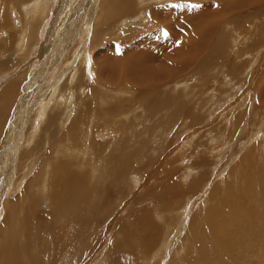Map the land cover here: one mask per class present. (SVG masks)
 Returning a JSON list of instances; mask_svg holds the SVG:
<instances>
[{
	"label": "rangeland",
	"instance_id": "1",
	"mask_svg": "<svg viewBox=\"0 0 264 264\" xmlns=\"http://www.w3.org/2000/svg\"><path fill=\"white\" fill-rule=\"evenodd\" d=\"M215 2L127 0L125 11L107 21L101 7L109 12L113 6L104 0H0V242L8 246L0 264H264V12L248 26L226 22L212 34L223 59L203 65L205 47L198 43L211 25L205 18L217 15ZM245 10L246 17L253 13ZM73 127L80 131L71 138ZM90 162L98 172L86 167ZM54 168L59 184L51 192L46 179ZM86 177L89 196L69 214L71 184ZM19 205L22 211L6 227L8 210ZM35 213L37 239L29 243L23 223L15 239L10 229L17 232L18 215L29 227ZM145 218L152 225L139 228Z\"/></svg>",
	"mask_w": 264,
	"mask_h": 264
},
{
	"label": "bare ground",
	"instance_id": "2",
	"mask_svg": "<svg viewBox=\"0 0 264 264\" xmlns=\"http://www.w3.org/2000/svg\"><path fill=\"white\" fill-rule=\"evenodd\" d=\"M127 0H104V3H102V4H105L106 6H113L112 8L111 7H109V9L111 8V10L108 12V11H106V9L102 6L101 7V13H102V15L104 16L103 18L105 19V20H109L110 19V17L112 18V20H113V17H115L116 18V16H119L120 15V10L121 9H123L124 11H125V9H126V5H125V2H126ZM132 1V0H131ZM216 2H215V6L217 7L216 8V12H217V15H212L210 12V14L212 15V16H210V17H208V18H205L206 19V22L205 23H211V25H208L205 29H204V31L203 32H201L200 33V42L198 43V45H199V47H205V49H204V51H203V53H202V55H201V57H200V61L202 62V64L204 65L205 63H206V61L208 60V59H211L212 60V63H217L219 60H220V58H221V60L223 59V56H221L222 55V52H221V49H220V47H219V41H220V39L218 38V34H217V36H215V37H213V38H211V36H212V34H214V33H216L217 31L219 32V30H223L222 29V26H225V23L226 22H242V23H244V26H248V25H250V24H252L253 22L251 21V17L252 18H254L255 16H260V12H264V0H232V1H229V0H215ZM129 2V1H128ZM206 2V1H205ZM40 4V3H39ZM131 6V5H130ZM106 8H108V7H106ZM205 8V7H204ZM247 8H252V14H250L249 16H247L246 17V14L244 13V11H246L245 9H247ZM197 9V8H196ZM207 10H209V8L207 7ZM128 11V10H127ZM203 11H205V10H203ZM235 12L236 11V13L238 14L237 16H235V18L234 19H231L232 17V12ZM251 12V11H250ZM240 13V14H239ZM244 13V15H241V14H243ZM215 14V13H214ZM201 15H203V14H201ZM206 15V14H205ZM140 16V15H139ZM208 16V15H207ZM99 17V16H98ZM206 17V16H205ZM204 18V17H203ZM247 18V19H246ZM229 19H231V20H229ZM245 19H246V21H245ZM257 19V18H256ZM186 20H190L189 19V17H187V19ZM102 21V20H101ZM198 22H200V21H198ZM199 24H201V23H199ZM203 24V23H202ZM246 24V25H245ZM196 25V24H195ZM259 27V26H258ZM190 30V29H189ZM188 31V30H187ZM260 31V30H259ZM263 32V31H262ZM261 33V32H260ZM183 34V33H182ZM191 34V33H190ZM194 34H196V33H194ZM184 35V34H183ZM198 35H199V33H198ZM226 35V34H225ZM182 36V35H181ZM193 36V35H192ZM191 36V37H192ZM197 36V35H196ZM194 37H195V35H194ZM193 38V37H192ZM192 38H190V39H192ZM196 38V37H195ZM198 39V38H197ZM174 40L175 39H173L172 41L174 42ZM179 40V39H178ZM215 40H217L216 42H218V43H215ZM183 41V40H182ZM185 38H184V43H185ZM97 42V41H96ZM153 42V41H152ZM172 42V43H173ZM261 42H262V40H259L258 41V43H259V45L261 46ZM177 43V40H175V45H177L176 44ZM183 43V42H182ZM183 43V44H184ZM187 44H184V45H186V47H188L187 45L188 44H191V42L189 41V39H188V41L186 42ZM222 43V42H221ZM170 44V43H169ZM168 44V45H169ZM223 44V43H222ZM155 45V44H154ZM165 45H166V43H165ZM183 45V46H184ZM192 45V44H191ZM190 45V46H191ZM167 46V45H166ZM194 46H195V44H194ZM168 47V46H167ZM166 47V48H167ZM175 47V46H174ZM203 47V48H204ZM151 48H154L155 49V47H151ZM183 48V47H182ZM184 48H185V46H184ZM189 48V47H188ZM191 48H193V46L191 47ZM196 48H197V46H196ZM133 49V48H132ZM158 49V48H157ZM160 49V48H159ZM178 49H179V47H178ZM198 49V48H197ZM202 49V48H201ZM173 50V48L171 49V51ZM189 51H187V52H189V54L191 55L192 54V50L191 49H188ZM200 50V49H199ZM203 50V49H202ZM130 51V50H129ZM160 51H162V50H160ZM174 51V50H173ZM176 51H178V50H176ZM195 52V51H194ZM127 53V52H126ZM164 53H165V51H164ZM178 53V52H177ZM219 53H220V56H219ZM129 54V53H128ZM133 54V53H132ZM135 54V53H134ZM133 54V55H134ZM166 54V53H165ZM164 54V55H165ZM196 54V53H195ZM226 54V53H225ZM131 55V54H130ZM187 55H188V53H187ZM200 55V54H199ZM122 56V55H121ZM125 56V55H124ZM123 56V57H124ZM163 56V55H162ZM167 56V55H166ZM172 56V55H171ZM179 56V55H178ZM112 57V56H111ZM118 57V56H117ZM129 57V56H128ZM132 57V56H131ZM169 57V56H168ZM184 57V56H183ZM186 57V56H185ZM192 57V56H191ZM122 58V57H121ZM126 58V57H125ZM130 58V57H129ZM133 58H135V56H133ZM165 57H163V59H164ZM173 58V57H172ZM117 59H119V58H117ZM141 59H143V58H141ZM168 59H170V57L168 58ZM186 59V58H185ZM194 59V58H193ZM197 59V58H196ZM112 60H114V58L112 59ZM121 60V59H120ZM127 59H125V61H126ZM135 60V59H134ZM167 60V59H166ZM171 60V59H170ZM177 60H179V59H177ZM115 61V60H114ZM182 61V60H181ZM185 60L183 59V62H184ZM104 62V61H103ZM109 62V61H108ZM117 62V61H116ZM133 62V61H132ZM232 62V61H231ZM111 64V66H112V68L113 67H115V65H114V63L115 62H110ZM112 63H113V65H112ZM119 63L121 64L122 62L121 61H119ZM126 64H127V62H125ZM131 63V62H130ZM130 63L128 62V64H129V66H130ZM137 63V62H136ZM135 63V64H136ZM163 63V62H162ZM167 62H164V65L163 66H165V64H166ZM196 63H198L197 62V60H196ZM262 63V62H261ZM109 64V63H108ZM107 64V65H108ZM127 64V65H128ZM101 65V64H100ZM103 65H106V64H103ZM109 65V66H110ZM123 65V64H122ZM126 65V66H127ZM152 65V64H151ZM185 65V64H184ZM200 65V64H199ZM131 66H134V64L133 65H131ZM155 66V65H154ZM161 66V65H160ZM118 67H119V65H118ZM120 67H121V65H120ZM136 67H138V65H136ZM139 67H140V65H139ZM144 66H141L140 67V69L142 70V69H144L143 68ZM150 67V66H149ZM179 67V66H178ZM148 68V67H147ZM165 68H166V66H165ZM105 69V71L107 72V70L109 69H107L106 70V68H104ZM111 69V68H110ZM109 69V71H111L112 73H113V71L112 70H110ZM117 69V68H116ZM132 69V68H131ZM133 69H134V67H133ZM132 69V70H133ZM168 69V68H167ZM195 69V68H194ZM208 69V68H207ZM114 71H115V69H113ZM117 70H119V69H117ZM116 70V71H117ZM135 70H139V69H135ZM146 70V69H145ZM165 70V69H164ZM169 70H170V68H169ZM193 70V69H192ZM104 71V70H103ZM104 71V72H105ZM124 71V70H123ZM123 71H122V73H123ZM148 71V70H147ZM146 71V73H148ZM152 71V70H151ZM150 71V72H151ZM179 71V70H178ZM194 71H196V70H194ZM217 71V70H216ZM99 72V77H100V72L102 73V71L100 70V71H98ZM111 72H109L110 74H111ZM160 72V71H159ZM161 72H163V70L161 71ZM186 72V71H185ZM108 73V78H110V74ZM128 74H129V72H127ZM138 73V72H137ZM137 73H134V74H137ZM165 73V72H164ZM172 73V72H171ZM197 72H195V74H196ZM202 73V72H201ZM124 74V73H123ZM144 74V73H143ZM157 74V73H156ZM167 74V73H166ZM206 74H209V72L208 73H206ZM206 74H204V75H206ZM104 75V74H103ZM114 75H115V73H114ZM118 75V74H117ZM126 75V74H125ZM131 75V74H130ZM130 75H129V77H130ZM138 75V74H137ZM141 75V74H140ZM193 75V74H192ZM198 75V74H197ZM201 75V74H200ZM194 76V75H193ZM111 77H112V75H111ZM127 77H128V75H127ZM126 77V78H127ZM128 77V78H129ZM148 77H149V75H148ZM148 77H147V79H148ZM151 77H152V75H151ZM209 77H210V75H209ZM97 78V77H96ZM107 78V79H108ZM132 78H136V77H133V75H132ZM139 78V77H138ZM162 78V77H161ZM166 78V77H165ZM168 78V77H167ZM200 78V77H199ZM203 78V77H202ZM205 78V77H204ZM100 79V78H99ZM116 79L118 80V78L117 77H115V80L114 79H112L113 81H115V82H113V83H117L116 82ZM137 79V78H136ZM153 79V78H152ZM162 79H164V78H162ZM98 80V79H97ZM101 80V79H100ZM109 80H111V79H109ZM122 80V79H121ZM126 80H129V79H126ZM130 80H131V77H130ZM141 80V79H140ZM139 80V81H140ZM168 80V79H167ZM200 80H201V78H200ZM205 80V79H204ZM125 81V80H124ZM165 81V80H164ZM206 81V80H205ZM212 81V80H211ZM108 82V81H107ZM133 82V81H132ZM148 82V81H147ZM202 82H204V81H202ZM207 82V81H206ZM122 83H123V81H122ZM217 83V82H216ZM143 84H145V83H143ZM150 84V83H149ZM161 84V83H160ZM113 85V84H112ZM118 85V84H117ZM120 85V84H119ZM132 85H134V84H132ZM136 85H138V84H136ZM114 86V85H113ZM127 86V85H126ZM139 86V85H138ZM138 86H136V87H138ZM153 87V86H152ZM120 88H122V87H120ZM126 88V87H125ZM160 88V87H159ZM136 89V88H135ZM144 89V88H143ZM158 89V88H157ZM217 90V89H216ZM124 91V90H123ZM217 91H219V90H217ZM109 92V91H108ZM129 92V91H128ZM127 92V93H128ZM220 92V91H219ZM161 93V92H160ZM215 93V92H214ZM243 93V92H242ZM104 94V93H103ZM160 95V94H159ZM159 95H157V96H159ZM212 95H213V91H212ZM215 95V94H214ZM213 95V96H214ZM218 95V94H217ZM2 96V95H1ZM7 96V95H6ZM156 96V95H155ZM216 96V95H215ZM102 97H103V95H102ZM105 97V96H104ZM259 97V96H258ZM260 97H262V96H260ZM9 98V97H8ZM108 98V97H107ZM161 98H162V96H161ZM167 98H168V96H167ZM263 98V97H262ZM4 99H6V97H4ZM153 99H155V98H153ZM172 99V98H171ZM64 100V99H63ZM150 100V99H149ZM157 100V99H156ZM197 100H198V98H197ZM213 100V99H212ZM98 102V101H97ZM162 102V101H161ZM100 103H102V102H100ZM155 103V102H154ZM197 103V102H196ZM199 103V102H198ZM197 103V104H198ZM202 103V102H201ZM260 103V102H259ZM103 104V103H102ZM138 104V103H137ZM188 103L187 102H184V105H183V108H185V106L187 105ZM193 104H195V103H193ZM203 104V103H202ZM264 104V103H263ZM148 105H150V104H148ZM152 105H153V103H152ZM152 105H150L151 107H152ZM157 106L158 105H160V104H156ZM156 105H154V106H156ZM201 105V104H200ZM99 106V105H98ZM161 106V105H160ZM252 107V106H251ZM100 108V107H99ZM147 108V107H146ZM202 108V107H201ZM101 109V108H100ZM161 109V108H160ZM163 109V108H162ZM161 109V110H162ZM193 109V108H192ZM254 109H255V107H254ZM258 109V108H257ZM237 110H239V109H237ZM157 111H159V110H157ZM165 111V110H164ZM193 111H194V109H193ZM161 112V111H160ZM238 112V111H237ZM162 113V112H161ZM48 114V113H47ZM56 114V113H55ZM158 114H159V112H158ZM172 114L175 116V121H178V111H173L172 112ZM180 114V113H179ZM192 114H193V112H192ZM195 114V113H194ZM245 114V113H244ZM243 114V115H244ZM50 115V114H49ZM59 115V114H58ZM169 115H170V113H169ZM169 115L167 114V118L166 119H164V117H163V119L164 120H167L168 119V117H169ZM261 115V114H260ZM98 116H99V114H98ZM97 116V117H98ZM145 116H146V114H145ZM156 116V115H155ZM160 116H163V114L162 115H160ZM241 116H242V114H241ZM104 117V116H103ZM102 117V118H103ZM166 117V116H165ZM170 117H173V116H170ZM182 117V116H181ZM197 117H199V116H197ZM196 117V118H197ZM151 118H153V115H152V117ZM151 118H150V120H151ZM155 118V117H154ZM158 117H156V119H157ZM160 118V117H159ZM158 118V121L160 122V119ZM194 118V117H193ZM200 119H201V117H199ZM172 119V118H171ZM110 120V119H109ZM146 120V119H145ZM195 120H198V118L197 119H195ZM202 120H204V119H202ZM147 121V120H146ZM152 121V120H151ZM168 121V120H167ZM200 121V120H199ZM48 122V121H47ZM142 122V121H141ZM157 122V121H156ZM159 122H157V123H159ZM162 122H163V120H162ZM161 122V125H160V127L162 126V124L164 123H162ZM172 123H173V121H171ZM193 122H194V120H193ZM206 122V121H205ZM77 123V122H76ZM175 123V122H174ZM197 123V122H196ZM195 123V126L198 124H196ZM193 124V123H192ZM199 124H201V123H199ZM198 124V125H199ZM240 124H241V121H240ZM105 125H107V124H105ZM120 125V124H119ZM164 125V124H163ZM188 125L190 126L191 125V122H189L188 123ZM113 128H115L113 125H111ZM117 126V125H116ZM135 126V125H134ZM138 126V125H137ZM165 126H167V125H165ZM176 126V125H175ZM240 126V125H239ZM250 126V125H249ZM72 127V126H71ZM96 127H97V125H96ZM132 127V126H131ZM170 127V126H169ZM263 127V126H262ZM99 128V127H98ZM118 128V127H117ZM193 128H194V126H193ZM196 128V127H195ZM216 129H217V127H215ZM71 129V128H70ZM165 129V128H164ZM198 129V128H197ZM196 129V130H197ZM238 129H239V127H238ZM237 129V130H238ZM97 130H99V129H97ZM112 130H114L115 131V129H112ZM262 130V129H261ZM78 131H80V130H78ZM78 131H77V129H75V127H73L72 128V130L71 131H69V132H71V133H69L70 134V137L71 138H73V136L74 135H76V134H78ZM129 131H130V129H129ZM163 131V130H162ZM264 131V130H263ZM117 132V131H116ZM82 133V132H81ZM98 133V132H97ZM118 133V132H117ZM80 135V134H79ZM79 135H78V137H79ZM98 135V134H97ZM96 135V136H97ZM100 135V134H99ZM108 135V134H107ZM106 135V136H107ZM130 135V134H129ZM83 136V135H82ZM104 136V135H103ZM109 136V135H108ZM117 136V135H116ZM116 136H114V137H116ZM126 136V135H125ZM76 137H77V135H76ZM120 137H122V136H120ZM79 139V141H81V139L80 138H78ZM83 139V138H82ZM74 140V139H73ZM72 140V141H73ZM84 140H87V142H88V139H84ZM90 140V139H89ZM121 140H122V138H121ZM89 142H91V141H89ZM92 143H93V140H92ZM101 143V142H100ZM100 143H98V145L100 144ZM108 143V142H107ZM73 144H76V145H78L76 142H74L73 141ZM95 144H97V143H95ZM166 144V143H165ZM167 144H169V143H167ZM104 145H106V144H104ZM108 145V144H107ZM111 145V144H110ZM115 145V144H114ZM146 146V145H145ZM148 146V145H147ZM160 146V145H159ZM156 147H158V146H156ZM97 148H99V147H97ZM102 148V147H101ZM100 148V149H101ZM114 148V147H113ZM124 148V147H123ZM168 148V147H167ZM95 149V148H94ZM110 149H111V147H110ZM109 149V150H110ZM126 149V148H125ZM263 149V148H262ZM91 150V149H90ZM102 150H103V148H102ZM119 150H121V149H118V151ZM147 150V149H146ZM149 150V149H148ZM147 150V151H148ZM13 151V150H12ZM97 151V150H96ZM111 151V150H110ZM122 151V150H121ZM127 151V150H126ZM124 152V151H123ZM144 152V151H143ZM166 152V151H165ZM168 152V151H167ZM166 152V153H167ZM172 152V151H171ZM251 152V151H250ZM249 152V153H250ZM103 153H104V151H103ZM173 153V152H172ZM172 153H170L171 155H172ZM261 153V152H260ZM117 154H119V153H117ZM123 154H126V153H123ZM135 155H136V153H134ZM174 154V153H173ZM264 154V153H263ZM11 155V154H10ZM95 155V154H94ZM108 156V155H107ZM165 156H167V155H165ZM115 157V156H114ZM124 157H126V156H124ZM168 157V156H167ZM173 157V156H172ZM176 157V156H175ZM180 157V156H179ZM245 157H247L246 155H245ZM118 158V157H117ZM117 158H116V160H117ZM119 158H121V156L119 157ZM127 158V157H126ZM134 158V157H133ZM163 158V157H162ZM161 158V159H162ZM169 158V157H168ZM249 158H251L250 156H249ZM248 158V159H249ZM263 158V157H262ZM139 159V158H138ZM164 159H165V157H164ZM171 159H173V158H171ZM247 159V158H246ZM252 160H254L253 158H251ZM87 160V159H86ZM135 160V159H134ZM174 160V159H173ZM250 160V159H249ZM249 160H248V162H249ZM251 160V161H252ZM114 161H115V159H114ZM120 161V160H119ZM123 161V159L121 160V162ZM162 161V160H161ZM179 161V160H178ZM206 161V160H205ZM110 162H112V161H110ZM120 162V163H121ZM133 162H135V161H133ZM169 162H170V160H169ZM53 163V162H52ZM113 164H114V162H112ZM123 163V162H122ZM139 163V162H138ZM92 164H94V165H92ZM116 164H117V162H116ZM160 164V163H159ZM167 164V163H166ZM170 164H171V162H170ZM173 164V163H172ZM172 164H171V166H172ZM240 164V163H239ZM242 164H248V163H242ZM256 164V163H255ZM110 165H112V164H110ZM165 165V164H164ZM251 165V164H250ZM259 165V164H258ZM257 165V166H258ZM114 165H112V167H113ZM117 166V165H116ZM118 166H120V165H118ZM123 166V165H122ZM129 166V165H128ZM132 166H134V165H132ZM136 166V165H135ZM134 166V167H135ZM166 166V165H165ZM164 166V167H165ZM169 166V165H168ZM239 166V165H238ZM238 166H236V168L238 167ZM251 166H253V165H251ZM57 167V166H56ZM86 167H88V168H91L94 172L95 171H97L98 172V168H97V166H96V163H94V162H90L89 164H87V166ZM111 167V166H110ZM154 167V166H153ZM156 167V166H155ZM159 167H160V165H159ZM163 167V168H164ZM200 167V166H199ZM244 167V165L242 166V168ZM254 167V166H253ZM261 167H263V166H261ZM260 167V168H261ZM59 168V167H58ZM121 168V167H120ZM202 168V167H201ZM235 168V167H234ZM235 168V169H236ZM254 168H256V167H254ZM257 168H259V167H257ZM63 169V168H62ZM115 169V168H114ZM117 169V168H116ZM154 169V168H153ZM162 169V168H161ZM169 169V168H168ZM247 169H252V168H248L247 167ZM264 169V168H263ZM262 168L260 169V177H262L263 175H264V170H263ZM135 170V169H134ZM254 170H257V169H254ZM69 171H71V169L69 170ZM91 171V170H90ZM162 171V173L164 172V170L162 169L161 170ZM167 171V170H166ZM250 172V171H249ZM252 172V171H251ZM254 172V171H253ZM46 173V172H45ZM73 173V172H72ZM71 173V174H72ZM84 173V172H83ZM122 173V172H121ZM155 173H157L156 175H157V177L159 176V173H160V171L158 170V168H156V170H155V172H154V174ZM59 174H60V170L59 169H57V168H54L53 170H51L50 171V174H49V177L47 176V179H46V183H48L49 185H51L52 187H49V191H51V192H54L52 189H53V187L54 188H57L58 187V184H59V182H57L56 181V178H57V176H59ZM71 174H70V176H71ZM86 174V173H85ZM245 174V173H244ZM82 175V174H81ZM87 175V174H86ZM250 175V174H249ZM9 176V175H8ZM113 176V175H112ZM255 176V175H254ZM256 176H258V175H256ZM73 177V176H72ZM98 177V176H97ZM127 177V176H126ZM171 177V176H170ZM173 177H174V175H173ZM172 177V178H173ZM234 177V176H233ZM243 177V176H242ZM241 177V178H242ZM259 177V178H260ZM154 178H156L155 176H154ZM162 178V177H161ZM166 178H167V176H166ZM165 178V179H166ZM235 178H238V177H235ZM244 178V177H243ZM250 178V177H249ZM249 178H247L246 177V179H248V183H249ZM255 178V177H254ZM253 178V179H254ZM263 178H264V176H263ZM8 179V178H7ZM11 179V178H10ZM9 179V180H10ZM68 179V178H67ZM80 179V178H79ZM100 179V178H99ZM103 179V178H102ZM169 179V178H168ZM168 179H166V180H168ZM239 179V178H238ZM255 179H257V178H255ZM3 180V179H2ZM55 180V181H54ZM70 180H71V178H70ZM78 180V179H77ZM91 179H89V181H90ZM261 180V179H260ZM44 181V180H43ZM59 181H60V179H59ZM72 181V180H71ZM101 181V180H100ZM164 181V180H163ZM169 181H172V180H169ZM257 181V180H256ZM1 182H3V181H1ZM252 182V181H251ZM250 182V183H251ZM4 183V182H3ZM31 184H33L32 182H30ZM249 183V184H250ZM65 184L67 185H70L69 184V181H65ZM97 184V186H99L98 184L99 183H96ZM165 184V183H164ZM169 184V183H168ZM263 184V183H262ZM29 185V184H28ZM34 185V184H33ZM103 185V184H102ZM161 185V187H162V183L160 184ZM258 185V184H257ZM261 185V184H260ZM0 186H1V184H0ZM6 186V185H5ZM4 186V187H5ZM32 186V185H31ZM60 186H64V184L62 183V185H60ZM165 186V185H164ZM8 187V186H7ZM70 187V186H69ZM100 187V186H99ZM160 186H158V188H159ZM167 187V186H166ZM0 188H3V187H0ZM33 188V187H32ZM91 188H93V187H91ZM98 188V187H97ZM255 188V187H254ZM260 188V187H259ZM2 190V189H1ZM4 190L6 191L7 190V188H4ZM30 190H31V188H30ZM110 190V189H109ZM166 190H168V188L166 189ZM170 190V189H169ZM168 190V191H169ZM250 190V189H249ZM33 191V190H32ZM102 191V190H101ZM150 191L151 190H149V193H150ZM2 192H4L3 190H2ZM89 192H90V183L88 182V180H87V177H86V179H82V180H78L77 182H74V183H72L71 184V190L69 191V193H71L70 194V199H74L73 201L75 202V207L74 208H72L71 209V211H70V213L69 214H71V213H73L74 211H75V209L77 208V206L76 205H78V204H80V202H81V200L82 199H85V196H89ZM107 192V191H106ZM258 192V191H257ZM109 193V192H108ZM253 193V192H252ZM3 194V193H2ZM1 194V195H2ZM31 194V193H30ZM57 192H56V194H55V197H54V203L53 204H56L57 205V203L59 202V199L57 198ZM170 194V193H169ZM188 194V193H187ZM191 195V194H190ZM214 195H216V193L214 194ZM234 195V194H233ZM99 196H100V194H99ZM165 196H167V194L165 195ZM217 196V195H216ZM177 197V196H176ZM176 197H174V198H176ZM214 197V196H213ZM235 197V196H234ZM1 198V197H0ZM210 198V197H209ZM220 198V197H219ZM162 199V198H161ZM164 199H166V198H164ZM171 199V198H170ZM216 199H217V197L215 198V200L213 201V200H211V201H213V202H215L216 201ZM234 199V198H233ZM232 199V197H231V200H233ZM23 200H25V196L23 197H21V199H19V203L20 202H22ZM63 200V199H62ZM61 200V201H62ZM126 200V199H125ZM153 200V199H152ZM160 200V199H159ZM210 200V199H209ZM209 200H208V202H209ZM28 201V200H27ZM26 201V202H27ZM108 201V200H107ZM113 201H115V200H113ZM172 201V200H171ZM29 202H31V201H29ZM41 202V201H40ZM111 202V201H110ZM152 202V201H151ZM153 202L155 203V201L153 200ZM153 202H152V204H153ZM165 202V201H164ZM168 202H170V201H168ZM167 202V203H168ZM173 202H175V201H173ZM182 202H184V201H182ZM218 202V201H217ZM25 203V202H24ZM33 203V202H32ZM32 203H29V204H31L32 205ZM122 203V202H121ZM170 203H172V202H170ZM176 203V202H175ZM212 203V202H211ZM216 203V202H215ZM220 203H221V201H220ZM23 204V203H22ZM27 204H28V202H27ZM28 204V205H29ZM52 204V203H51ZM110 204V203H109ZM112 204V203H111ZM147 204V203H146ZM165 204V203H164ZM173 204V203H172ZM177 204V203H176ZM175 204V205H176ZM213 204V203H212ZM26 205V204H25ZM25 205L23 206L24 208H25ZM44 205V204H43ZM62 205H64V203L62 204ZM149 205V204H148ZM160 205V204H159ZM162 205H163V203H162ZM169 205H171V204H169ZM174 205V204H173ZM177 205H180V204H177ZM20 206L21 205H19V206H13V209H11V210H8V214H7V212H6V214H7V216H6V218H7V220H6V224H5V226L6 227H8L9 226V224H11V222H12V220H13V218H14V216L21 210L22 211V209H20ZM66 206V208L68 209V205H65ZM150 206H151V204H150ZM28 207V206H27ZM48 207V206H47ZM54 207V206H53ZM58 207V206H57ZM134 207V206H133ZM170 207V209L172 208V205L171 206H169ZM176 207V206H175ZM22 208V207H21ZM163 208H165V206L163 207ZM58 209H59V207H58ZM168 209V208H167ZM180 209H181V206H180ZM220 209V208H219ZM24 210V212H27V211H25L26 209H23ZM37 210V209H36ZM61 210V209H60ZM145 210V209H144ZM57 211V210H56ZM169 211H171V210H169ZM173 211H175V210H172V212ZM209 211H211V209H209ZM11 212V213H10ZM144 212H146V210L145 211H143V213ZM148 212V211H147ZM177 212V211H176ZM33 213V212H32ZM58 213V212H57ZM150 213V212H149ZM158 213V212H157ZM160 213V212H159ZM25 214V213H24ZM31 214V213H30ZM204 214V213H203ZM202 214V215H203ZM20 215V214H19ZM18 215V218L19 219H17V220H19V221H15V223L17 222V224H15V225H17V232H16V226H14V227H12L10 230L11 231H13L14 232V235H15V239H17L18 240V238H17V236H18V228L19 227H21V224L23 223V224H25V226H26V229H25V227H24V225H23V227H21V228H23L25 231H24V234L26 235V237L28 238V241H29V243L31 242L30 240L32 239L33 241H35V236L37 235L36 234V232H34V224L36 223V222H38V221H41V219H40V216H37V213H35V214H32L33 215V219H34V222L33 223H31L32 225L31 226H27L26 224L27 223H25V221L24 220H22V218L20 217ZM22 215V214H21ZM56 215V214H55ZM54 215V216H55ZM59 215V214H58ZM146 215H148V214H146ZM150 215V214H149ZM217 215V214H216ZM27 216V215H26ZM25 216V217H26ZM50 216V218H51V215H49ZM205 216V215H204ZM208 216V215H207ZM207 216H205V217H207ZM29 217H31V216H28L27 218H29ZM202 217L203 216H201L200 217V219L202 220ZM222 217V216H221ZM169 218V217H168ZM14 219H16V218H14ZM26 219V218H25ZM146 220H143V219H141L139 222H138V227L139 228H141V227H144L145 228V226H147V225H152L151 223H150V221H148L147 220V218H145ZM29 220V219H28ZM203 220H205V219H203ZM207 220V219H206ZM206 220H205V222H206ZM221 220H222V218H221ZM171 221V220H170ZM199 221V220H198ZM208 221V220H207ZM212 222V221H211ZM178 223V222H177ZM204 223V222H203ZM207 223V222H206ZM70 224H71V222H70ZM73 224L75 225V223L73 222ZM86 224V223H85ZM155 224V223H154ZM168 225H169V223H167ZM172 224V223H171ZM176 224V223H175ZM200 224V223H199ZM210 224L211 223H209V226H210ZM13 225V224H12ZM62 225V224H61ZM60 225V226H61ZM205 225V224H204ZM204 225H202V226H204ZM71 226V225H70ZM88 226V225H87ZM155 226H157V224L155 225ZM172 226H174V225H172ZM222 226H224V225H222ZM4 227V226H3ZM5 227V228H6ZM59 227V226H58ZM57 227V228H58ZM65 227H69L67 224L66 225H64V228ZM75 227V226H74ZM79 227V226H78ZM2 228V227H1ZM62 227H60V229H61ZM64 228H62V229H64ZM70 228V227H69ZM156 228V227H155ZM174 228V227H173ZM196 228V227H195ZM212 228V227H211ZM67 230H68V228H66ZM210 229V228H209ZM2 230V229H1ZM0 230V231H1ZM70 230H72V229H70ZM146 230V229H145ZM193 230V229H192ZM205 230V229H204ZM203 230V231H204ZM207 230V229H206ZM54 231H56V230H54ZM58 231H60V230H57V232L56 233H58ZM123 231V230H122ZM152 231V230H151ZM144 232V231H143ZM149 232H150V229H149ZM157 232V231H156ZM159 232V231H158ZM210 232V231H209ZM209 232H208V234H209ZM3 233H5V232H3ZM8 233V232H7ZM9 233H10V231H9ZM23 234V230H22V232L20 231V233L19 234ZM54 233V232H53ZM146 233H147V231H146ZM199 233V232H198ZM21 234V235H22ZM59 234V233H58ZM149 234V233H148ZM153 234V233H152ZM200 234V233H199ZM211 234V233H210ZM214 234V233H213ZM219 234V233H218ZM53 235H55V234H53ZM63 235H65V234H63ZM135 235V234H134ZM205 235V234H204ZM212 235V234H211ZM2 236V235H1ZM188 236H189V234H188ZM198 236V235H197ZM216 236V235H215ZM221 236V235H220ZM9 237V236H8ZM14 237V236H13ZM57 237V236H56ZM59 237V236H58ZM63 237V236H62ZM149 237H150V235H149ZM152 237V236H151ZM22 238V237H21ZM24 238V237H23ZM156 238V237H155ZM195 238V237H194ZM197 238V237H196ZM200 238V237H199ZM203 238V237H202ZM210 238V237H209ZM209 238H208V240H209ZM36 239H37V236H36ZM40 239H42V238H40ZM138 239H140L139 237H138ZM137 239V240H138ZM144 239V238H143ZM220 239V238H219ZM218 239V240H219ZM0 240H1V238H0ZM12 240V239H11ZM11 240H8L10 243H12L13 242V240L11 241ZM55 240V239H54ZM135 240V239H134ZM155 240V239H154ZM157 240V239H156ZM195 240H197V239H195ZM2 241V240H1ZM26 241V240H25ZM43 241V240H42ZM51 241V240H50ZM185 241V240H184ZM198 242H199V240H197ZM7 241H4L3 243H6ZM60 242V241H59ZM154 241L150 238V245H149V248H150V250H152L153 249V243ZM207 242H209V241H207ZM1 243V242H0ZM8 243V242H7ZM20 243V242H19ZM21 243H22V241H21ZM43 243V242H42ZM58 243V242H57ZM63 243V242H62ZM98 243V242H97ZM96 243V244H97ZM100 243V242H99ZM98 243V244H99ZM132 243V242H131ZM134 243V242H133ZM200 243V242H199ZM234 243V242H233ZM9 244V243H8ZM27 244V243H26ZM102 243H100L99 245H101ZM202 244H203V242H202ZM201 244V245H202ZM206 244V243H205ZM204 244V245H205ZM5 245V244H4ZM2 243L0 244V251H1V253H0V263L2 262V258H4V259H6V257H4L5 256V254L7 253V247H5ZM19 245H22V244H18V246ZM51 245H52V243H51ZM57 245V244H56ZM155 245V244H154ZM197 245H199V244H197ZM13 246V245H12ZM17 246V247H18ZM28 246V245H27ZM47 246H48V244H47ZM96 246V245H95ZM102 246H103V244H102ZM190 246H192V245H190ZM21 248H22V246H20ZM24 247V246H23ZM52 247H53V245H52ZM195 247H196V245H195ZM206 247V246H205ZM28 248V247H27ZM30 249H31V247H29ZM49 248V247H48ZM100 248H101V246H100ZM148 248V247H147ZM197 248V247H196ZM195 248V249H196ZM198 248H200V247H198ZM30 249H28V250H30ZM51 249V248H50ZM49 249V250H50ZM132 249H133V247H132ZM201 249V248H200ZM203 249V248H202ZM218 249V248H217ZM142 250V249H141ZM191 250V249H190ZM204 250V249H203ZM202 250V251H203ZM27 251V250H26ZM139 251H140V249H139ZM22 252V251H21ZM23 252H25V251H23ZM33 252V251H32ZM196 252V251H195ZM199 252V251H198ZM12 253V252H11ZM17 253V252H16ZM29 253V252H28ZM35 253V252H34ZM57 253V252H56ZM137 253H139L138 251H137ZM144 252H141L140 251V255L141 254H143ZM206 253V252H205ZM3 254V255H2ZM18 254V253H17ZM17 254H15V255H17ZM23 254V253H22ZM30 254V253H29ZM55 254V253H54ZM193 254H194V252H193ZM200 254H201V252H200ZM25 255V254H24ZM27 255V254H26ZM48 255H49V253H48ZM191 255H192V253H191ZM190 255V256H191ZM212 255H214V253L212 254ZM44 256V255H43ZM92 256H94V255H92ZM190 256H188V257H190ZM8 257V256H7ZM24 257V256H23ZM31 257V256H30ZM137 257L138 258H140L141 259V257H139L138 255H137ZM187 257V256H186ZM18 258V257H17ZM137 258V259H138ZM151 258V257H150ZM18 259H20V257L18 258ZM27 259V258H26ZM125 259V258H124ZM145 259V258H144ZM143 259V260H144ZM195 259V258H194ZM8 260V259H7ZM6 260V261H7ZM117 260V259H116ZM146 260H147V258H146ZM214 260V259H213ZM212 260V261H213ZM30 261V260H29ZM5 262V261H4ZM120 262V261H119ZM199 262V261H198ZM8 263V262H7ZM12 263V262H11ZM24 263V262H23ZM27 263V262H26ZM122 263H123V261H122ZM142 263V262H141ZM194 263V262H193ZM211 263V262H210ZM213 263V262H212ZM4 264V263H3ZM33 264V263H32ZM147 264V263H146Z\"/></svg>",
	"mask_w": 264,
	"mask_h": 264
},
{
	"label": "snow or ice",
	"instance_id": "3",
	"mask_svg": "<svg viewBox=\"0 0 264 264\" xmlns=\"http://www.w3.org/2000/svg\"><path fill=\"white\" fill-rule=\"evenodd\" d=\"M173 7H176V8H184V7H188V5L176 4V5H173ZM191 7H196V5H192Z\"/></svg>",
	"mask_w": 264,
	"mask_h": 264
}]
</instances>
